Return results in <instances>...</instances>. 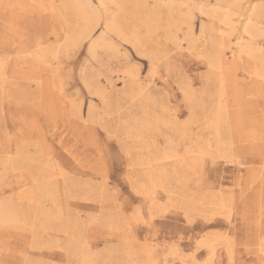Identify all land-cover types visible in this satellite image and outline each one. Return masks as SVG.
Masks as SVG:
<instances>
[{"label": "rangeland", "instance_id": "obj_1", "mask_svg": "<svg viewBox=\"0 0 264 264\" xmlns=\"http://www.w3.org/2000/svg\"><path fill=\"white\" fill-rule=\"evenodd\" d=\"M59 1L0 0V262L150 264L184 230L185 256L204 238L201 262L261 264L264 181L251 182L264 145L244 133L264 134V76L254 75L264 71V0H88L100 22L79 47L69 38L85 21L64 11L73 0ZM38 42L54 73L37 60ZM239 44L250 55L233 62ZM223 56L234 74L218 67ZM37 74L50 77L56 95L41 91ZM125 177L184 208L192 223L175 211L153 229L127 226L123 209L142 197Z\"/></svg>", "mask_w": 264, "mask_h": 264}, {"label": "bare ground", "instance_id": "obj_2", "mask_svg": "<svg viewBox=\"0 0 264 264\" xmlns=\"http://www.w3.org/2000/svg\"><path fill=\"white\" fill-rule=\"evenodd\" d=\"M40 1V0H39ZM43 1V0H42ZM50 1V0H49ZM79 1L80 0H73V2H75V5H66V6H64V11L65 12H67L68 14L69 13H74L75 15H78V16H82V18L84 19L83 21H85V23H84V27L81 29V30H79L78 32H72V34H70V38H69V41H71V43H73V45H75V46H78L79 44H81L83 41H86L87 39H89L90 37H91V35H93L92 33L95 31V28H97V23L98 22H100L98 19H97V17H98V15H97V17H96V14H95V12L94 13H89L90 11V9L88 8L89 7V5L91 4V2H89L88 0H83V3L81 4V5H83V6H81V7H84L83 9L82 8H80V3H81V1H80V3H79ZM91 1V0H90ZM98 1H100V3L101 4H104L105 5V3H106V6H108V1H112V0H98ZM174 1V0H173ZM32 2V1H31ZM37 2H38V0H37ZM58 2H60L59 0H58ZM118 2H119V0H118ZM41 3V2H40ZM50 3V2H49ZM90 3V4H89ZM113 3V2H112ZM34 4V3H33ZM55 4V3H54ZM100 4V5H101ZM117 4V3H116ZM36 5V4H35ZM41 5V4H40ZM43 5V4H42ZM49 5V4H48ZM48 5H44V7L46 8V6H48ZM52 5V4H51ZM52 6H55V5H52ZM56 6H57V3H56ZM51 7V6H50ZM52 8V7H51ZM55 8V7H54ZM53 8V9H54ZM92 8H94L93 6L91 7V9ZM104 8V7H103ZM118 8V7H117ZM87 9H89V10H87ZM107 9V8H106ZM105 9V10H106ZM46 10V9H45ZM60 10V9H59ZM95 10V9H94ZM108 10V9H107ZM89 11V12H88ZM218 11V10H217ZM227 11H229L230 12V9H228ZM53 12V11H52ZM97 13H98V11H96ZM119 12V11H118ZM216 12V11H215ZM214 12V13H215ZM221 12V11H220ZM225 12V11H224ZM223 12V13H224ZM39 13V12H38ZM58 13V12H57ZM63 13V12H62ZM89 13V14H88ZM109 13H111V12H109ZM31 14V13H30ZM61 14V13H60ZM99 14V13H98ZM106 14H108V13H106ZM219 14V13H218ZM221 14V13H220ZM225 14V13H224ZM227 14V13H226ZM231 14V13H230ZM39 15V14H38ZM45 15V14H44ZM48 16V15H47ZM115 16V15H114ZM117 16V15H116ZM140 16V15H139ZM216 16H218V15H216ZM46 17V16H45ZM58 17V16H57ZM107 17H109V15L107 16ZM112 17V16H111ZM111 17H110V19H111ZM59 18V17H58ZM99 19H100V17H98ZM116 18V17H115ZM56 19V18H55ZM108 19V18H107ZM223 19H224V17H223ZM80 20H82V19H80ZM229 20H230V18H229ZM109 21V19L107 20V22ZM222 21V20H221ZM224 21V20H223ZM106 21H105V24L107 23ZM229 22V21H228ZM14 23V22H13ZM110 23V25H109V27H115V25H116V22H115V20H112L111 22H109ZM227 23V22H226ZM230 23V22H229ZM30 24H31V22H30ZM12 25H14V24H12ZM32 25V24H31ZM108 25V24H107ZM247 25H249V24H247ZM83 26V25H82ZM105 27H107L106 25H104ZM252 26V25H251ZM15 27V26H14ZM17 27V26H16ZM78 27V26H77ZM108 27V28H109ZM118 27V26H117ZM31 28V27H30ZM79 28V27H78ZM246 28V27H245ZM253 28V27H252ZM20 29V28H19ZM110 29H112V28H110ZM248 30H250V28H247ZM13 30H16V29H13ZM108 30V29H107ZM114 30V29H113ZM112 30V31H113ZM246 30V29H245ZM22 31V30H21ZM28 31V30H27ZM111 31V32H112ZM121 31V30H120ZM127 31V30H126ZM251 31H253V30H251ZM18 32H20V31H18ZM118 32V31H117ZM247 31H245V33H246ZM254 32V31H253ZM23 33V32H22ZM249 33V32H248ZM252 33V32H251ZM118 34V33H117ZM17 35V34H16ZM25 35V34H24ZM28 35H29V33H28ZM26 36V35H25ZM121 36V35H120ZM19 37V36H18ZM24 37V36H23ZM51 37V36H50ZM122 37V36H121ZM133 37H135V36H133ZM132 37V38H133ZM58 38V37H57ZM123 38V37H122ZM251 38V37H250ZM59 39V38H58ZM134 39V38H133ZM223 41H224V39H223ZM101 42H103V41H101ZM246 42V41H245ZM225 43V42H224ZM42 44L43 43H36V47L38 48V53L36 54L35 53V56H36V58H37V60H39L42 64H44V66L43 67H46L45 68V70L44 71H46L48 74L50 73H54L55 72V70H53V68H51V66H45L46 65V63H47V56H46V52H44L45 51V49L44 48H42ZM252 44V43H251ZM82 45V44H81ZM92 45H93V43H92ZM98 44H96V46H97ZM250 45V44H249ZM246 46V45H245ZM61 47V46H60ZM79 47V46H78ZM92 47H94V49L96 48L95 46H92ZM247 47V46H246ZM226 48V47H225ZM251 48V47H250ZM93 48H91V50H92ZM93 49V50H94ZM223 50H224V47H223ZM232 50V49H231ZM257 50V49H256ZM37 51V50H36ZM60 51V50H59ZM250 51V50H249ZM248 51V53L243 49V47H242V44H239L238 45V48L235 50V51H233L232 50V52H231V54H232V58L234 59V61L233 62H237V61H240V60H243L244 59V55L243 54H249L250 52ZM255 51V50H254ZM59 54V53H58ZM252 54V53H251ZM29 55V54H28ZM250 55V54H249ZM249 55H247L246 57H248ZM264 55V54H263ZM263 55H262V57H263ZM50 56V55H49ZM56 56V55H55ZM52 58H53V56H51ZM34 59V58H33ZM261 60H262V58H261ZM18 61V60H17ZM232 61H229L227 58H225V56H223V57H221V58H219L218 59V62H217V64L219 65L218 67H220L222 70H225L226 72H230L231 74L233 73L234 74V72L232 71L233 70V67L231 66V63ZM241 62V61H240ZM254 62V61H253ZM243 63V62H242ZM25 64V63H24ZM260 64V63H259ZM262 64V63H261ZM19 65H20V63H19ZM18 65V66H19ZM254 65H256V64H254ZM12 66V65H11ZM17 66V65H16ZM23 66V65H22ZM42 66V65H41ZM13 67V66H12ZM18 68V67H17ZM219 68V69H220ZM21 70V69H20ZM24 70V69H23ZM3 71H5L4 69H3ZM32 71V70H31ZM36 71V70H35ZM57 71V70H56ZM27 72V71H26ZM36 73H37V71H36ZM251 73H253V72H251ZM251 73H248L249 75L251 74ZM24 74V73H23ZM60 74V73H59ZM254 75L255 76H257L258 78H260V77H263L264 76V71H259V70H256V71H254ZM19 77V76H18ZM23 77H24V75H23ZM22 77V78H23ZM32 77H33V74H32ZM124 77V76H123ZM234 77H237L236 75L234 76ZM256 77V78H257ZM3 78V77H2ZM11 78V77H10ZM35 78H36V80H38L39 82V86L41 87V91L43 92V93H45V95L47 96V95H49V96H47V97H51V95L53 94H55L53 91H52V88H53V86H52V82L50 81V77H45V75H43V74H37L36 76H35ZM128 78V77H127ZM6 80L8 79V78H5ZM25 79V78H24ZM56 79V78H55ZM60 79V78H59ZM32 81V80H31ZM59 81V80H58ZM35 82V81H34ZM60 82V81H59ZM33 83V82H32ZM31 83V84H32ZM149 83V82H148ZM34 85H36V84H34ZM32 86V85H31ZM153 86V85H152ZM61 87H62V85H61ZM150 87V86H149ZM147 88H148V86H147ZM60 89V88H59ZM149 89V88H148ZM222 90V89H221ZM9 91V90H8ZM64 91V90H63ZM129 91H131V90H129ZM228 92V91H227ZM63 94V93H62ZM30 95V94H29ZM43 95V94H42ZM56 95V94H55ZM221 95V94H220ZM7 97V96H6ZM30 97V96H29ZM47 97H46V99H47ZM223 97V96H222ZM31 98V97H30ZM45 98V97H44ZM61 98V97H60ZM195 98V97H194ZM33 99V98H32ZM51 100V99H50ZM214 100V99H213ZM221 100V99H220ZM42 101H43V99H42ZM47 101V100H46ZM45 101V102H46ZM59 101V100H58ZM211 101V100H210ZM222 101V100H221ZM235 101V100H234ZM33 102V101H32ZM61 102V101H60ZM63 102V101H62ZM202 102V101H201ZM236 102V101H235ZM162 103H164L163 101H162ZM166 103H167V101H166ZM195 103H196V101H195ZM217 103H219V101H217ZM48 104V103H47ZM53 104V103H52ZM59 104V103H58ZM190 104H191V102H190ZM206 104V103H205ZM66 105V104H65ZM170 105H173V104H170ZM195 105V104H194ZM199 105V104H198ZM52 106V105H51ZM56 106V105H55ZM54 106V107H55ZM62 106H63V104H62ZM46 107H47V105H46ZM53 107V108H54ZM66 107V106H65ZM164 107V106H163ZM201 107V106H200ZM204 107V106H203ZM216 107V106H215ZM221 107V106H220ZM37 108L39 109V106H37ZM62 108H64V107H62ZM61 108V109H62ZM68 108V107H67ZM167 108V107H166ZM199 108V107H198ZM224 108V107H223ZM239 108V107H238ZM42 109V108H41ZM47 109V108H46ZM45 109V111H47ZM55 110H56V107L54 108ZM65 109V108H64ZM168 109V108H167ZM166 109V110H167ZM170 109V108H169ZM209 109V108H208ZM244 109H246V108H244ZM51 110H52V107H51ZM50 110V111H51ZM214 110V109H213ZM217 110H219L218 112V114H217V116H216V118H215V123H216V125L217 126H220L221 125V123L223 122L222 121V119H223V113H224V111L222 110V108H219V109H217ZM242 110V109H241ZM44 111V110H43ZM57 111V110H56ZM62 111H63V109H62ZM196 111V110H195ZM206 111H207V109H206ZM209 111V110H208ZM207 111V112H208ZM222 111H223V113H222ZM69 112V111H68ZM164 112V111H163ZM168 112V111H167ZM167 112L165 113V114H167ZM193 112V111H192ZM206 112V113H207ZM213 112V111H212ZM226 112V111H225ZM54 113V112H53ZM53 113H51V114H53ZM63 113V112H62ZM65 113H66V111H65ZM65 113H63V114H65ZM169 113V112H168ZM173 113V112H172ZM215 114H216V112H214ZM48 114V113H47ZM165 114H163V115H165ZM193 114V113H192ZM66 115V114H65ZM64 115V116H65ZM69 115V114H68ZM162 115V114H161ZM203 115V114H202ZM228 115V114H227ZM53 116H55V117H58V116H56V115H53ZM71 116V115H70ZM177 116V115H176ZM207 116V115H206ZM160 117V116H159ZM226 117V116H225ZM71 118V117H70ZM152 118V117H151ZM178 118V117H177ZM235 118V117H234ZM159 119V118H158ZM164 119V118H163ZM166 119H167V116H166ZM165 119V120H166ZM169 119H170V117H169ZM169 119H168V121H169ZM173 119V118H172ZM196 119V118H195ZM64 120V119H63ZM160 121H161V119H159ZM207 120V119H206ZM239 120V119H238ZM69 121V120H68ZM171 121V120H170ZM211 121V120H210ZM235 121V120H234ZM70 122V121H69ZM163 122V121H162ZM175 122V121H174ZM255 122V121H254ZM34 123V122H33ZM66 123V122H65ZM160 124H161V122H159ZM166 123V122H165ZM26 124V123H25ZM58 124V123H57ZM70 124V123H69ZM159 124V125H160ZM34 125V124H33ZM59 125V124H58ZM158 125V124H157ZM162 125H164V124H162ZM167 125V124H166ZM238 125V124H237ZM239 125H241V124H239ZM238 125V126H239ZM255 125V124H254ZM35 126V125H34ZM170 126V125H169ZM212 126V125H211ZM238 126H236V127H238ZM36 127V126H35ZM55 127H57L56 126V124H55ZM178 127V126H177ZM235 127V126H234ZM240 127V126H239ZM238 127V128H239ZM60 128V127H59ZM159 128H160V126H159ZM158 128V129H159ZM165 128V127H164ZM217 128V127H216ZM57 129V128H56ZM139 129V128H138ZM221 129V128H220ZM59 130V129H58ZM66 130V129H65ZM42 131H44V130H42ZM63 131V130H62ZM146 131V130H145ZM261 131V130H260ZM259 131V132H260ZM21 133V132H20ZM59 133V132H58ZM22 134V133H21ZM43 135H44V132L42 133ZM68 134V133H67ZM138 134V133H137ZM174 134V133H173ZM45 136V135H44ZM183 136V135H182ZM23 137H25V136H23ZM43 138H46V137H43ZM42 138V139H43ZM220 138V137H219ZM19 139V138H18ZM244 139H245V141H250L251 143H255L256 141H258L259 142V140H261L262 142H263V145H264V134L263 135H259L258 134V132H257V130L256 129H250V130H248L246 133H244ZM28 140V139H27ZM39 140V139H38ZM44 140V139H43ZM61 140H63V138L61 139ZM220 140V139H219ZM42 141V140H41ZM143 141V140H142ZM214 141V140H213ZM19 142V141H18ZM22 142V141H21ZM47 142V141H46ZM61 142V141H60ZM59 142V143H60ZM214 142H216V141H214ZM37 143H39V142H37ZM41 143V142H40ZM234 143V142H233ZM207 144H208V142H207ZM19 145H20V143H19ZM205 145V144H204ZM254 145V144H253ZM256 145H258V144H256ZM79 146V145H78ZM172 146V145H171ZM259 146V145H258ZM257 146V147H258ZM73 147V145L71 146V148ZM211 147V146H210ZM217 147V146H216ZM219 147V146H218ZM222 147V146H221ZM17 148H18V146H17ZM70 148V147H69ZM213 148H214V146H213ZM223 148V147H222ZM47 149V148H46ZM75 149V148H74ZM79 149V148H78ZM216 149V148H215ZM44 150V149H43ZM66 150V149H65ZM73 150V149H72ZM84 151V150H83ZM198 151V150H197ZM226 151V150H225ZM61 152V151H60ZM75 152V151H74ZM77 152H78V150H77ZM76 152V153H77ZM213 152V151H212ZM215 152H216V150H215ZM214 152V153H215ZM47 153V152H46ZM45 153V155H47V154H49V153H47L46 154ZM67 154H68V150H67ZM219 154V153H218ZM50 155H52V154H50ZM54 155H55V153H54ZM70 155H72V154H70ZM77 155H79V154H76V156ZM82 155V154H81ZM221 155V154H220ZM175 156H176V154H175ZM47 157V156H46ZM49 157V156H48ZM51 157V156H50ZM75 157V155L73 154V158ZM88 157V156H87ZM86 157V158H87ZM153 157V156H152ZM156 157V156H155ZM195 157H196V155H195ZM200 157V156H199ZM213 157V156H212ZM215 157V156H214ZM218 157H220V156H218ZM90 158V157H89ZM49 159V158H48ZM222 159V158H221ZM11 161V160H10ZM51 161V160H50ZM81 161H82V159H81ZM80 161V162H81ZM87 161V160H86ZM13 162V161H12ZM83 162H84V160H83ZM215 162V161H214ZM7 163H9V162H7ZM15 163V162H14ZM57 163V162H56ZM88 163V162H87ZM196 163V162H195ZM229 163V162H228ZM263 163V162H262ZM38 165V164H37ZM49 165V164H48ZM182 165V164H181ZM202 165V164H201ZM10 166V165H9ZM155 166V165H154ZM42 167V166H41ZM17 168V167H16ZM45 168V167H44ZM52 168V167H51ZM84 168V167H83ZM42 169V168H41ZM46 169L48 170V168L46 167ZM50 169V168H49ZM93 169V168H92ZM159 169V168H158ZM57 170H59V168L57 169ZM42 171V170H41ZM49 171V170H48ZM51 171V170H50ZM63 171V170H62ZM173 172V171H172ZM42 173V172H41ZM34 174V173H33ZM35 175V174H34ZM50 175V174H49ZM57 175V174H56ZM176 175V174H175ZM166 176V175H165ZM32 178V177H31ZM48 178V177H47ZM157 178V177H156ZM230 178V177H229ZM28 180V179H27ZM51 180V179H50ZM54 180V179H53ZM58 180V179H57ZM182 180V179H181ZM257 180H261L262 182L264 181V164L263 165H260V166H258V167H256V168H254V173H253V180H252V182H251V184H253V183H255ZM42 181V180H41ZM48 181V180H47ZM145 181V180H144ZM33 182V181H32ZM44 182V181H43ZM42 182V183H43ZM46 182V181H45ZM49 182V181H48ZM56 182V181H55ZM54 182V183H55ZM158 182V181H157ZM152 183V182H151ZM33 184V183H32ZM22 185H23V183H22ZM30 185V184H29ZM46 185H49V184H46ZM55 185V184H54ZM237 185H239V186H241V184H237ZM42 186V185H41ZM179 186V185H178ZM21 187V186H20ZM37 187V186H36ZM179 187H181V186H179ZM22 188V187H21ZM44 189H45V187H44ZM47 189V188H46ZM152 189V188H151ZM180 189V188H179ZM220 189V188H219ZM25 190V189H24ZM27 190V189H26ZM38 190V189H37ZM43 190V189H42ZM55 190V189H54ZM149 190V189H148ZM33 191V190H32ZM145 191V190H144ZM21 192V191H20ZM42 192V191H41ZM57 192V191H56ZM54 193V192H53ZM52 193V194H53ZM41 194V193H40ZM48 195V194H47ZM171 195V194H170ZM26 196V195H25ZM39 196H41V195H39ZM52 196V195H51ZM51 196H48V197H51ZM53 197V196H52ZM43 198V197H42ZM177 198V197H176ZM39 199V198H38ZM223 199V198H222ZM19 200V199H18ZM48 200V199H47ZM186 201V200H185ZM11 203V202H10ZM54 203V202H53ZM9 204V203H8ZM24 204H28V203H24ZM36 204V203H35ZM40 204V203H39ZM2 205V204H1ZM7 205V204H6ZM17 205H19V204H17ZM23 204L21 203L20 204V206H22ZM29 205V204H28ZM224 205V204H223ZM12 206H13V204H12ZM30 206V205H29ZM32 206V205H31ZM2 207V206H1ZM6 207H8V206H6ZM36 207V206H35ZM5 208V207H4ZM3 208V209H4ZM15 208V207H14ZM35 209V208H34ZM184 209V208H183ZM1 210V209H0ZM7 210V209H6ZM18 210V209H17ZM24 210H25V208H24ZM31 210V209H30ZM2 211V210H1ZM28 211V210H27ZM12 212H14V211H12ZM18 212V211H17ZM20 212V211H19ZM25 212V211H24ZM4 213V212H3ZM14 213H16V212H14ZM13 213V214H14ZM26 213V212H25ZM64 213V212H63ZM262 213H264V212H262ZM1 214V213H0ZM6 215H7V212L5 213ZM19 214H21V213H19ZM4 215V214H3ZM18 215V214H17ZM26 215V214H25ZM29 215V214H28ZM47 215V214H46ZM231 212L229 213V215H227V218H228V220H230V218H231ZM264 215V214H263ZM8 216V215H7ZM10 216V215H9ZM14 216V215H13ZM19 216V215H18ZM24 216V215H23ZM36 216V215H35ZM45 216V215H44ZM31 217V216H30ZM41 217V216H40ZM3 218H5V217H3ZM10 218H12V217H10ZM15 218V217H14ZM9 219V218H8ZM35 219V218H34ZM18 220H20V219H18ZM28 220V219H27ZM47 220V219H46ZM2 221V220H1ZM15 221V220H14ZM23 221H25V220H23ZM33 221V220H32ZM261 221V220H260ZM6 222V221H5ZM9 222V221H8ZM34 222V221H33ZM36 222V221H35ZM3 223V222H2ZM14 223V222H13ZM15 223H16V221H15ZM227 223H228V221H227ZM229 223H231V221L229 222ZM32 224V223H31ZM35 224V223H34ZM34 224L32 225V226H34ZM37 224V223H36ZM259 224V223H258ZM29 225H30V223H29ZM230 225V224H229ZM31 226V227H32ZM264 227V226H263ZM234 228V227H233ZM31 229V228H30ZM132 229V228H131ZM263 230V229H262ZM2 231V230H1ZM0 231V232H1ZM37 231V230H36ZM25 232V231H24ZM34 232V231H33ZM26 233V232H25ZM38 234V233H37ZM27 236V235H26ZM28 238V237H27ZM229 238V237H228ZM8 239V238H7ZM227 239V238H226ZM12 240V239H11ZM14 240V239H13ZM26 240H28V239H26ZM262 240V239H261ZM75 241V240H74ZM78 241H79V239H78ZM221 241H222V239H221ZM3 242V241H2ZM81 242V241H80ZM79 242V243H80ZM4 243H7V242H4ZM9 243H10V239H9ZM69 243V242H68ZM73 243V242H72ZM3 244V243H2ZM76 244V243H75ZM81 244V243H80ZM215 244V243H214ZM214 244H208V248H209V255H210V258H213V257H215L216 256V248L217 247H215L214 246ZM217 244V243H216ZM74 245V244H73ZM79 245V244H78ZM5 246V245H4ZM75 247H76V245H75ZM83 247V246H82ZM71 248V247H70ZM80 248V247H79ZM7 249V248H6ZM9 249V248H8ZM216 249V250H215ZM73 251H74V249H72ZM76 250V249H75ZM78 251V253H79V250H77ZM227 251V250H226ZM74 253V252H73ZM18 254V253H17ZM230 254H231V252H230ZM75 255H76V253H75ZM80 256V255H79ZM231 256V255H230ZM77 257V256H76ZM1 258V257H0ZM7 258V257H6ZM78 258V257H77ZM81 258V257H80ZM79 258V259H80ZM21 259H23V258H21ZM85 259V258H84ZM29 260V259H28ZM27 260V261H28ZM85 261V260H84ZM210 261V260H209ZM28 263V262H27ZM26 263V264H27ZM29 264V263H28Z\"/></svg>", "mask_w": 264, "mask_h": 264}, {"label": "snow or ice", "instance_id": "obj_3", "mask_svg": "<svg viewBox=\"0 0 264 264\" xmlns=\"http://www.w3.org/2000/svg\"><path fill=\"white\" fill-rule=\"evenodd\" d=\"M100 7H104V5H100ZM120 162V154L113 157L114 167ZM125 179L132 185L131 193L136 197H142L140 203L133 200L126 209H123L122 219L126 222L127 226L143 224L144 226L153 229L156 228V222L158 220H163L170 212L175 211L184 212L187 222L189 224L192 223V220L188 218L185 209L179 205L173 204L170 200H164L163 197L157 199L150 192L138 190L133 181L128 177H125ZM157 231H159V229H157ZM185 239L190 240L191 237H187L184 230L176 231L174 233V238L163 245V255H160L159 259L151 260L150 264H208L207 260L201 262L197 259V253L200 252L201 248L207 247L204 238H198L194 250L187 252L186 256L185 250L181 248ZM144 246L146 250L156 252L157 246L149 244L148 241H144ZM261 253L262 256H264V240L261 242ZM157 254L159 255V253ZM175 256H182L184 257V260L178 262L175 259L170 258ZM0 264H8V262H0ZM229 264H232V262L230 261ZM261 264H264V258H262Z\"/></svg>", "mask_w": 264, "mask_h": 264}]
</instances>
